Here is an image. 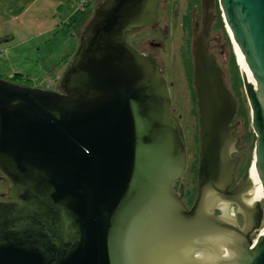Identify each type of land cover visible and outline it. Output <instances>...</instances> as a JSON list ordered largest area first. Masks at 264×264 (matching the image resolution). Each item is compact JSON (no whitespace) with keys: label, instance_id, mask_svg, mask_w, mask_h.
Masks as SVG:
<instances>
[{"label":"water","instance_id":"1","mask_svg":"<svg viewBox=\"0 0 264 264\" xmlns=\"http://www.w3.org/2000/svg\"><path fill=\"white\" fill-rule=\"evenodd\" d=\"M161 1L103 0L60 80L62 92L0 79V173L10 183L0 202V264H264V233L247 235L214 213L230 202L244 210V185L227 190L237 106L203 37L195 54L193 208L182 188L180 197L174 192L188 151L168 78L127 42L158 24ZM219 4L245 69L257 138L246 182L257 183L255 166L264 195V0ZM255 206L259 230L264 206Z\"/></svg>","mask_w":264,"mask_h":264},{"label":"rangeland","instance_id":"2","mask_svg":"<svg viewBox=\"0 0 264 264\" xmlns=\"http://www.w3.org/2000/svg\"><path fill=\"white\" fill-rule=\"evenodd\" d=\"M78 1L35 0L25 5L19 0H0V52L3 54L0 58V77L8 78L19 71L33 80V86L47 91H59L60 80L79 47L81 34L92 19L97 5L103 0H90L83 10L77 7ZM215 8L217 18L223 26L222 42L226 44L225 50L222 48L219 52V59L224 61L223 52L232 57V63L226 70L231 81L230 87L238 102L236 132L242 138L239 143L241 166L249 168L254 160L257 140L251 126V109L241 78V66L219 0H215ZM174 28V31L171 29L172 39L164 62L167 78L173 84L172 104L182 117L187 140L192 166L184 177V183L186 189L190 190L187 202L193 204L200 151L198 113L192 84L191 56L185 55V50L180 46L181 31L178 27ZM152 38H155L154 32L144 30L131 34L129 41L139 47V41ZM0 177V194H4L10 183L1 173ZM259 202L264 206V200ZM262 227L263 230L264 226Z\"/></svg>","mask_w":264,"mask_h":264},{"label":"flooded vegetation","instance_id":"3","mask_svg":"<svg viewBox=\"0 0 264 264\" xmlns=\"http://www.w3.org/2000/svg\"><path fill=\"white\" fill-rule=\"evenodd\" d=\"M158 15H159V22L154 28L145 29L151 32H154L155 38L142 40L139 41V47L132 44L129 41V36L133 33H130L127 37V42L130 46L135 48L141 54L147 57H153L161 70L166 74V65L164 62L165 55L167 53V48L169 46V42L172 39L171 29L174 31V27H178L181 31V43L180 46L185 50V55H190V64L193 70L192 74V84L194 89V95L196 98V90L194 86V75H195V54H196V40L199 37H203V45L206 47L207 53L214 59L215 65L221 70L223 75V81L230 92L232 98L235 100L236 106L238 102L236 97L233 95L232 89L230 87V79L228 76V72L226 69L229 68L230 64L232 63V57L227 56L225 52H223V59L221 61L220 58V50L224 48L225 45L223 44V26H221L220 21L217 18V12L215 8V0H162L158 7ZM144 31V30H142ZM141 32V31H139ZM229 63V64H228ZM189 64V63H188ZM189 68V67H188ZM167 76V75H166ZM231 77V76H230ZM242 78V75H241ZM233 82V79L231 77ZM243 81V80H242ZM169 82V80H168ZM170 85V93L173 87V84L169 82ZM244 85V84H243ZM245 90V89H244ZM59 92H62L59 89ZM172 100V97H171ZM196 107H197V98H196ZM172 110L175 116L182 121V117L179 113H177V109L174 108L172 104ZM238 111V107H237ZM237 111L234 116L233 121L230 123V127L233 129V136L236 139L235 150L232 153V157L236 160L235 168H234V178L232 184L227 189L229 193L234 192L236 189L241 190L244 185V189L240 192V197L238 200L244 207V210L247 211L248 215H253L251 218L254 219L252 223H249L247 220V216L244 210H241L237 204L234 202H230L228 204L220 205L215 210L214 213L220 217H226L235 222L238 229L243 231V233L249 234V229L251 230L252 236H254L258 231L259 235L261 234L262 226H264V222L261 224V227L258 229V220L257 216L251 210L256 211V202L253 201L254 196V185L251 183V186L246 182V177L249 174L250 167L244 168L241 166V151L239 143L241 142L242 138L237 136ZM198 113V109H197ZM252 116V115H251ZM198 123H199V114H198ZM182 124V122H181ZM252 126V122H251ZM183 127V126H182ZM200 127V125H199ZM253 129V128H252ZM184 130V129H183ZM254 132V131H253ZM185 133V131H184ZM186 137V136H185ZM187 142V140H186ZM188 151V148H187ZM243 157V156H242ZM197 164L199 166V156L197 160ZM191 162L188 152V165L187 170L185 172L184 177L188 169H191ZM182 180V184L177 181L174 186L175 194L180 197L181 188L183 189V196L182 200L187 205L189 209H192L197 198V185H196V198L193 204H189L187 202V197L190 194V190L186 189L184 178ZM1 179V177H0ZM197 184H198V170H197ZM10 187V184H9ZM8 187V188H9ZM240 187V189H239ZM7 188V189H8ZM7 191V190H6ZM6 193V192H5ZM4 193V194H5ZM4 194H0V202H5L6 200L3 198ZM232 211V212H231ZM248 228V229H247ZM225 256L229 254L224 251Z\"/></svg>","mask_w":264,"mask_h":264},{"label":"bare ground","instance_id":"4","mask_svg":"<svg viewBox=\"0 0 264 264\" xmlns=\"http://www.w3.org/2000/svg\"><path fill=\"white\" fill-rule=\"evenodd\" d=\"M228 32H229V34H230V37H231V32L229 31V29H228ZM231 40H232V38H231ZM232 43H233V45H234V49H235V52H236V54H237V57H238V62H239V65L241 66V70L242 71H244L245 72V69H244V66H243V64H242V62H241V58H240V56H239V54H238V47L236 46V44L233 42V40H232ZM255 159V158H254ZM253 164H254V160H253V162H252ZM252 169H254L253 171V174H255V175H251L252 177H254L255 179H256V181H257V183H255L254 184V194L258 191V196L259 197H257V198H255V201H263L264 200V195H263V190H262V186H261V184H260V182H259V179H258V176H257V173H256V170H255V166L254 167H252ZM263 233H264V229L263 230H261V234L263 235Z\"/></svg>","mask_w":264,"mask_h":264},{"label":"trees","instance_id":"5","mask_svg":"<svg viewBox=\"0 0 264 264\" xmlns=\"http://www.w3.org/2000/svg\"><path fill=\"white\" fill-rule=\"evenodd\" d=\"M19 1L25 5H28V4L33 3L35 0H19ZM62 63H64V62L62 61ZM0 79L9 80L10 82H13L15 84L22 85V86H30V87L33 86L32 81L28 77H25L21 74H15V75H13L12 78L0 77Z\"/></svg>","mask_w":264,"mask_h":264},{"label":"built area","instance_id":"6","mask_svg":"<svg viewBox=\"0 0 264 264\" xmlns=\"http://www.w3.org/2000/svg\"><path fill=\"white\" fill-rule=\"evenodd\" d=\"M89 1H90V0H79V1L77 2V7H78L79 9L83 10V9L85 8V6L88 5ZM2 56H3V54L0 52V58H1ZM12 77H13V75H11L9 78H12Z\"/></svg>","mask_w":264,"mask_h":264},{"label":"crops","instance_id":"7","mask_svg":"<svg viewBox=\"0 0 264 264\" xmlns=\"http://www.w3.org/2000/svg\"><path fill=\"white\" fill-rule=\"evenodd\" d=\"M99 5V4H98ZM97 5V6H98ZM88 10V8L86 9V11ZM23 72H19V71H16L15 73H13V74H11V75H15V74H21V75H23V76H25V77H28V75H24L25 73H23ZM29 78V77H28ZM31 81H33L31 78H29Z\"/></svg>","mask_w":264,"mask_h":264}]
</instances>
